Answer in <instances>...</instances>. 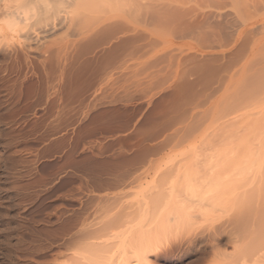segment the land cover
Listing matches in <instances>:
<instances>
[{
  "label": "rangeland",
  "instance_id": "1",
  "mask_svg": "<svg viewBox=\"0 0 264 264\" xmlns=\"http://www.w3.org/2000/svg\"><path fill=\"white\" fill-rule=\"evenodd\" d=\"M91 14L44 19L55 31L38 24L35 44L49 49L29 61L16 37L1 44L0 264H103L172 210L188 221L155 242V264L201 249L200 264H264V140L239 118L264 64V1L110 0Z\"/></svg>",
  "mask_w": 264,
  "mask_h": 264
},
{
  "label": "bare ground",
  "instance_id": "2",
  "mask_svg": "<svg viewBox=\"0 0 264 264\" xmlns=\"http://www.w3.org/2000/svg\"><path fill=\"white\" fill-rule=\"evenodd\" d=\"M108 1H110V0H46V2L48 4H56L58 2H62L65 7L63 9L50 11L46 15L41 16V18L39 20L34 21V20H32V13L28 12L27 10L21 11L20 9H18L16 7L17 3H23V2H25V0H0V47H1V44L3 45V43H5V40H8L9 37H10V39L12 37H14V38L16 37L18 47H15V48H18V49H17V51H14L15 49L13 50L16 59H19V60L25 59V60L29 61L28 59H30V53L33 52V50L35 51V49L38 50L39 48H43L46 46L45 45L46 43H44L46 41L45 39L42 40L43 42H40L39 44H35V42H36L35 37H37V33L42 32L43 34L41 33L42 34L41 38H43L44 35H46V34L48 35V33H49V31H51V29H54V31H55L56 27H60V28L65 27L67 24V20H68L67 14H70L69 16H72V12H73V17H69V20H71L73 22V20L78 17V19L77 20L75 19L74 21L78 22V20H80L83 23L84 22L83 17L86 15L84 17V20L86 21V19L89 18V16H90V15H87V13L91 14V12H92L94 14L95 11H97L104 4L108 3ZM263 1L264 0H261V1L259 0V2H263ZM27 2H31V0H27ZM79 13H81V16H79V15L76 16V14H79ZM83 13H86V14H83ZM74 15H75V17H74ZM82 15H84V16H82ZM53 16L55 17L54 19H56V18L58 19V24H55L57 26L54 25L55 28H52L53 26L51 27V25H49V23L46 22L49 20L50 17L53 19ZM44 19H46V21H44ZM108 19H109V17H108ZM44 22H46L45 25L48 23L47 25L50 26V28H49L46 25V30H47V28L50 29V30L48 29V31L45 30L46 34H45V32H43L44 30L37 31V25L38 24L41 25ZM49 22H50V20H49ZM45 25H42L43 27L40 26V29H41V27L43 29H45ZM51 33H52V31H51ZM58 36H60V33ZM44 38H46V37L44 36ZM47 39H49V38H47ZM64 40H59V41H64ZM33 41H34L35 45L33 44ZM48 42H51V41L49 40ZM65 42L66 41H64V43ZM60 43H62V42H60ZM59 45H61V44H59ZM47 49H49V48L47 47ZM47 52H48V50H47ZM23 60H20V61L22 62ZM0 62H1V60H0ZM46 62H48V60ZM12 64L14 65V63H12ZM44 64H45V62H44ZM31 65H33V64H31ZM1 66L2 65H0V67ZM251 77H252V79H251ZM246 80H248V83L245 86H247V88H248L251 85L252 87L250 86L251 89L249 87V90L246 89V87H243L244 83H242V82H244V81H242L241 86L243 88L242 87L241 88L243 90H241V91H244V93L241 92V93H243V95L240 94V96L241 95L243 96L244 101L246 99H248L250 103H251V101H252V103L254 102L253 108H252L254 110L252 111V113L249 114L246 112L251 111V110L250 109L248 110V108L247 109L243 108L245 110L242 113H246V114H241V116H239V118L243 117V119H241L242 124H243L242 126H243V129L244 128L246 129V130L244 129L243 134H246L247 136H249V133H250V134L258 137L259 140H264V64L261 65L255 71V73L253 75H251L250 77H248ZM246 90H248L249 92H247ZM245 92L247 94H245ZM248 94L251 95V96H249L251 99H249V97L247 96ZM252 94H253V96H252ZM245 96H246V98H245ZM254 97H255V100L253 101ZM248 100H246L245 102H248ZM246 110H248V111H246ZM246 135H245V137H246ZM259 164H258V166H259ZM260 167H261V165H260ZM186 193H185V196H186ZM187 210H188V207H187L186 211ZM165 212H167V210ZM171 212H168L167 213L168 215L166 214L167 216L165 218H161L158 220L154 219V220H156L155 224L153 223V226L149 230L147 229L148 231H146L144 234L143 233L141 234L139 232V237L137 236L138 240L135 239V241H134V242H136V240H137V242L134 244V247L132 245L131 246L129 245V247H131L133 249L130 250L129 247L126 248V246H128V244H127V245H125L124 248L122 247L123 246L122 245L121 246L122 248H119L120 251L119 252L115 251L116 254L114 253L113 256L111 253L109 255V256H111L110 258H106L105 256H107L108 254L107 255L105 254L103 257H105L106 260L103 262V264H132V263L133 264H155L152 260H150V256L154 255L157 257L158 255H160L162 253V249L157 245V243L155 244V242L156 241L158 242V239L161 236H164L166 234V231L168 232V230H170V228H172L173 223L176 225L177 222L182 223V222L188 221V219L186 217L185 218L180 217L183 213H186L185 210H176V212H172V213ZM191 218H192V216H191ZM175 225H173V227ZM185 225H186V223H185ZM225 230H226V228L223 230H220V232L217 235H215V233H214L215 231H214L213 232L214 237L211 238V240L209 241L210 242L209 246H210V244H211V247L220 245V243L224 240L223 239L224 235H226V238L228 237L227 235H229V237H230V234L228 233L229 231H225ZM137 237H134V238H137ZM194 237H195V235H194ZM230 238H232V237H230ZM128 239H130V238H128ZM227 240H230V239L227 238ZM132 241H133V239H132ZM184 241L182 242V239H181V242H177L178 246L185 245V247H188L190 249L194 247V244H195L194 241L195 240L192 236L191 237L189 236V238L187 237V240H184ZM123 243H125V242H123ZM177 243L175 244V246L177 245ZM172 244H174V243H172ZM169 245L170 244H168V246ZM168 246H166V247H168ZM169 247H168V250H169ZM163 249H164L163 252L164 251L166 252L165 246ZM170 249H171V247H170ZM93 251H96V250H93ZM86 253L89 255L88 252H86ZM129 253L131 255H129ZM204 255H205V249H201L200 252H198V254L195 256V258L191 259L186 264H200L203 261V258H205ZM89 258L91 259V257H89ZM93 258H94V256H93ZM132 258L137 263L135 261H134L135 262L134 263ZM98 260H100V259H98ZM85 262L88 263V261H85ZM89 263H91V262H89ZM101 263H102V261H101Z\"/></svg>",
  "mask_w": 264,
  "mask_h": 264
},
{
  "label": "clouds",
  "instance_id": "3",
  "mask_svg": "<svg viewBox=\"0 0 264 264\" xmlns=\"http://www.w3.org/2000/svg\"><path fill=\"white\" fill-rule=\"evenodd\" d=\"M16 7L21 11L27 10L32 13V20H39L41 16L46 15L50 11L63 9L65 6L62 2L56 4H48L46 0H31V2L17 3Z\"/></svg>",
  "mask_w": 264,
  "mask_h": 264
},
{
  "label": "crops",
  "instance_id": "4",
  "mask_svg": "<svg viewBox=\"0 0 264 264\" xmlns=\"http://www.w3.org/2000/svg\"><path fill=\"white\" fill-rule=\"evenodd\" d=\"M124 158L126 160L125 164L119 163L118 166H119V168H124L125 174H127L130 170L133 169L134 165L136 163H138L140 158L137 156V154L135 152L132 154L124 155Z\"/></svg>",
  "mask_w": 264,
  "mask_h": 264
}]
</instances>
